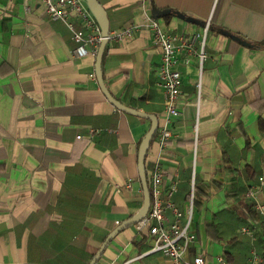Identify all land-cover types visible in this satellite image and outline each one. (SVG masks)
Listing matches in <instances>:
<instances>
[{
  "label": "crops",
  "instance_id": "crops-1",
  "mask_svg": "<svg viewBox=\"0 0 264 264\" xmlns=\"http://www.w3.org/2000/svg\"><path fill=\"white\" fill-rule=\"evenodd\" d=\"M98 1L110 32L140 25L132 37L108 41L103 84L124 105L156 115L158 127L162 55L147 19L156 18V8L169 33H199L201 40L212 15L202 68L196 55L179 53L180 115L166 145L158 130L150 143L149 188L158 164L163 199L176 183L173 200L185 210L194 181L189 231L196 239L187 263L201 255L218 264L223 255L249 264L255 251L264 264V225L247 196L264 166V0ZM76 46L40 0H0V264H88L143 204L138 151L151 120L116 107L99 83L97 55L77 57ZM257 198L264 203V187ZM153 243L146 229L130 225L96 264H168Z\"/></svg>",
  "mask_w": 264,
  "mask_h": 264
},
{
  "label": "built area",
  "instance_id": "built-area-1",
  "mask_svg": "<svg viewBox=\"0 0 264 264\" xmlns=\"http://www.w3.org/2000/svg\"><path fill=\"white\" fill-rule=\"evenodd\" d=\"M27 3L30 0H24ZM47 16L52 21H62L70 30L72 38L76 41L75 55L84 57L89 54L97 55L101 41L104 39L101 26L87 4L86 0H40ZM212 21V15L203 25V38L201 34L194 33L172 34L169 33L156 18H148L146 25L152 31L153 42L161 49V64L159 66V85L164 93V120L158 127V141L164 146L173 136L169 124L173 118L180 115L177 105L181 93L182 74L178 70L179 53L185 51L188 55H196L202 68L207 57L205 51V35ZM140 30V25L129 24L119 30L112 31L107 36L109 40L121 41L126 37H132ZM201 81L197 83V91L200 93ZM198 131V124L195 125ZM78 137H81L80 135ZM163 175L158 164L151 172V205L147 215L135 225L139 231L147 230L154 239L151 251L160 252L168 259V264H189L186 262L191 243L196 235L189 231L193 205L195 200V185L192 181L188 206L185 210L177 207L173 200V194L177 190V184L172 183L166 191L167 200L163 199ZM127 186H131L130 182ZM264 187V166L258 177V183L252 186L247 196L254 199L255 209L264 218V203L257 198V192ZM167 211L173 215L169 220ZM243 233L252 235L248 227L241 229ZM218 264H230L223 255L217 257ZM190 264H206L203 256L197 255ZM249 264H263L262 258L252 252Z\"/></svg>",
  "mask_w": 264,
  "mask_h": 264
},
{
  "label": "water",
  "instance_id": "water-1",
  "mask_svg": "<svg viewBox=\"0 0 264 264\" xmlns=\"http://www.w3.org/2000/svg\"><path fill=\"white\" fill-rule=\"evenodd\" d=\"M86 1H87V4L89 5V7L91 8L92 12L96 16V18H97V20L101 26L102 34L104 36V39L100 43L99 50H98L97 56H96L97 57L96 71H97V76H98L99 83L101 85L103 92L105 93L107 98L119 109L126 111V112H129V113H133V114L142 116V117H145V118H148L151 120V126H150L148 132L145 134L144 138L142 139L140 146H139V151H138V170H139V177L141 180L143 193H144L143 204H142L141 208L139 209V211H137L132 217L123 221V223H121L119 226H117L107 236L106 240L104 241V243L102 244L100 249L97 251V253L93 257V259L88 263V264H96L98 262L99 258L101 257V255L103 254L107 245L110 243L112 238L119 231H121L125 227L136 224L138 221L143 219L147 215V213L149 212L152 199H151V192H150V188H149L148 175L146 172L145 159H146V155H147L150 143H151L152 139L154 138V136L158 130V119H157V116L154 114L146 113L143 111H138L134 108H131V107L124 105L123 103L118 101L116 98H114L109 93V91L106 89V87L104 86L103 78H102L101 64H102V59H103V55H104L106 45L108 43L107 36L110 33L109 19H108L107 11L105 10V8L101 5V3L98 0H86ZM153 12L156 15V18L159 17V15H157L158 11L156 8L153 9ZM172 12L173 11H171V10L164 11V13H172ZM174 13L176 15H178L179 17H182L186 20H190V21L196 20L190 16L185 15L184 13H179L177 11H175Z\"/></svg>",
  "mask_w": 264,
  "mask_h": 264
},
{
  "label": "trees",
  "instance_id": "trees-1",
  "mask_svg": "<svg viewBox=\"0 0 264 264\" xmlns=\"http://www.w3.org/2000/svg\"><path fill=\"white\" fill-rule=\"evenodd\" d=\"M261 128H263L262 127V124H261ZM155 136H156V134H155ZM154 136V137H155ZM147 169V168H146ZM147 171V170H146ZM148 174V173H147ZM255 174L256 173H254L253 174V172L251 173V175L252 176H255ZM259 177V176H258ZM257 181H258V178H257ZM250 212H251V214L257 219V220H260V217H261V219H262V223H263V225H264V218H263V216L260 214V213H258L257 211H256V209H255V202L253 201V206H250Z\"/></svg>",
  "mask_w": 264,
  "mask_h": 264
}]
</instances>
